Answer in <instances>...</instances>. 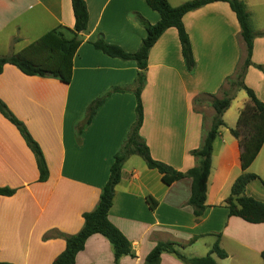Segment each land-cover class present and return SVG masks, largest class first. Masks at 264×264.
<instances>
[{"label":"crops","instance_id":"1","mask_svg":"<svg viewBox=\"0 0 264 264\" xmlns=\"http://www.w3.org/2000/svg\"><path fill=\"white\" fill-rule=\"evenodd\" d=\"M168 1L178 7L191 0ZM240 1L252 15V62L264 67V0ZM85 2L89 27L74 57L71 83L29 77L13 65H6L0 75V100L40 145L49 169L48 180L40 182L35 154L0 112V188L15 191L0 196V263L53 264L67 239L82 230L83 215L96 209L115 154L136 120L137 63L109 57L93 43L102 35L108 43L136 53L147 36L139 17L155 25L160 15L145 0ZM183 23L196 70L190 74L186 69L178 30H166L149 52L140 134L153 159L186 172L197 164L191 151L201 146L204 134L203 115L194 110L193 100L220 90L242 62L244 45L237 15L227 2L191 11ZM58 26L74 28L72 0H0V56L21 52ZM245 83L264 103V70L250 66ZM105 96L79 134L89 106ZM250 103L246 91L240 90L223 115L214 142L206 211L200 218L188 204L190 179L168 186L141 156L126 161L109 220L130 241L135 257L123 256L117 264H145L159 242L170 241L185 244L182 252L188 257H203L218 240L228 254L225 259L214 254L218 263L264 264V223L229 216L225 207L243 174L259 177L247 185L245 195L264 202V145L245 165L240 142L231 133ZM75 264H116L112 244L101 234L92 235ZM160 264L186 263L163 253Z\"/></svg>","mask_w":264,"mask_h":264},{"label":"trees","instance_id":"2","mask_svg":"<svg viewBox=\"0 0 264 264\" xmlns=\"http://www.w3.org/2000/svg\"><path fill=\"white\" fill-rule=\"evenodd\" d=\"M145 1L152 10L159 13L160 21L155 25H151L139 17L140 22L146 28L147 36L136 53H128L120 46L108 43L102 35L93 43L97 50L102 51L109 57L137 63L139 72L134 90L137 100L136 120L124 144L115 154L109 180L102 190L96 209L83 215L84 226L82 230L67 239L65 250L54 260L53 264H75L76 256L84 249L87 240L95 234H101L110 241L114 249L116 264L123 256L135 257L130 241L109 220L115 188L121 181L124 164L132 155L141 156L147 167L157 170L162 176V181L168 186L176 181L190 179L192 187L188 204L193 208L194 215L200 218L206 211V190L212 164L214 142L219 128L224 125L223 115L229 109L236 93L240 90L246 91L251 102L242 111L236 128L231 129L232 135L240 142L242 162L245 165L250 163L264 145V103L257 97L254 90L245 83L246 73L250 66L254 65L260 70H264L263 66L255 65L252 62L255 33L252 16L247 6L240 0H191L178 7L171 6L168 0ZM214 2H227L236 13L241 27L240 37L247 56L244 60L242 59L235 73L226 79L224 85L216 94H201L194 98V110L203 115L204 134L201 146L191 151V155L196 159V166L186 172H181L151 157L149 148L140 134L144 118L141 92L146 83L149 52L160 36L169 28L178 30L186 69L190 74L195 72L196 61L189 34L183 23V17L191 11ZM72 7L75 17L74 28L58 26L31 43L21 52L17 54L11 52L6 56H0V75L6 65H13L29 77H53L65 84L71 83L74 57L82 44V33L87 31L89 27V12L85 0H72ZM114 91H119V88L114 89ZM105 99L106 96L99 98L89 106L87 118L79 128V134L91 123ZM204 105L209 106L214 112L209 123L202 110ZM0 112L20 131L28 147L36 156L39 181L46 182L49 178V169L40 145L31 136L24 123L18 120L1 100ZM258 178L256 174H243L236 180L230 196L225 201L229 216L239 217L252 224L264 223V202L245 195L247 185ZM14 193L15 191L9 188H0V196H12ZM149 201L154 207L155 204L152 200L149 199ZM185 247V244L174 241L159 242L146 257L145 264H160L163 253L175 254L186 264H220L213 257L214 254L220 259L228 257L226 251L221 248L219 240L213 245L210 252L203 257L186 256L182 252Z\"/></svg>","mask_w":264,"mask_h":264},{"label":"rangeland","instance_id":"3","mask_svg":"<svg viewBox=\"0 0 264 264\" xmlns=\"http://www.w3.org/2000/svg\"><path fill=\"white\" fill-rule=\"evenodd\" d=\"M251 14V13H250ZM252 16V15H251ZM246 56H247V53L245 52V50H244V53H243V60L246 58ZM228 89H229V87H228ZM202 110H203V112L205 113V116L208 118V119H211L212 117H213V115L212 116H210L211 115V108L209 107V106H207V105H204V106H202ZM212 114H214V113H212ZM140 158H142V157H140ZM143 159V158H142Z\"/></svg>","mask_w":264,"mask_h":264}]
</instances>
